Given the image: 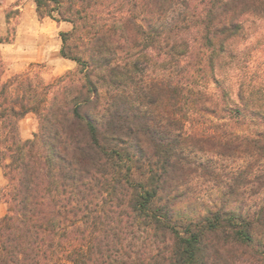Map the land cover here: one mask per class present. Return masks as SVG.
Here are the masks:
<instances>
[{
    "label": "trees",
    "instance_id": "16d2710c",
    "mask_svg": "<svg viewBox=\"0 0 264 264\" xmlns=\"http://www.w3.org/2000/svg\"><path fill=\"white\" fill-rule=\"evenodd\" d=\"M33 1L70 24L60 54L77 66L45 82L7 75L0 54V264H264V81L247 44L264 0Z\"/></svg>",
    "mask_w": 264,
    "mask_h": 264
},
{
    "label": "rangeland",
    "instance_id": "374dc122",
    "mask_svg": "<svg viewBox=\"0 0 264 264\" xmlns=\"http://www.w3.org/2000/svg\"><path fill=\"white\" fill-rule=\"evenodd\" d=\"M19 8L17 16L11 14L10 22H7L6 14ZM67 22H56L48 17L39 18L33 0H0V37H8L7 42L0 43V54L7 64V75L21 72L29 67L39 72L45 82H50L68 70L76 68L77 64L60 54L61 38L59 33L68 30ZM248 38L251 45L249 60L253 72L257 77V84L264 81V20H259L252 27ZM222 90L217 91V84L210 81V91L225 93V98L235 100L236 87L233 81H221ZM38 128V123L32 113L27 114L19 121V134L25 139L32 137ZM253 128V126H252ZM242 161L219 160L218 165L222 169L236 168L242 165ZM0 167V217L7 212V204L3 200V189L6 187V179ZM195 185L200 191V198H211L216 190L208 186L202 179L196 180ZM63 264H70L63 262Z\"/></svg>",
    "mask_w": 264,
    "mask_h": 264
},
{
    "label": "crops",
    "instance_id": "0c3cea01",
    "mask_svg": "<svg viewBox=\"0 0 264 264\" xmlns=\"http://www.w3.org/2000/svg\"><path fill=\"white\" fill-rule=\"evenodd\" d=\"M3 174V173H2Z\"/></svg>",
    "mask_w": 264,
    "mask_h": 264
}]
</instances>
